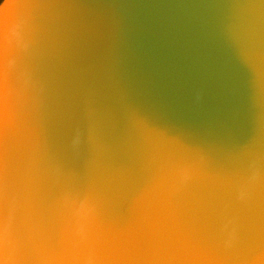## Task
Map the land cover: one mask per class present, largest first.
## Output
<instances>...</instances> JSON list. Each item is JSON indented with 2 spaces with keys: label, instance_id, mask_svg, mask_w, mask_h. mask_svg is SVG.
<instances>
[{
  "label": "clouds",
  "instance_id": "1",
  "mask_svg": "<svg viewBox=\"0 0 264 264\" xmlns=\"http://www.w3.org/2000/svg\"><path fill=\"white\" fill-rule=\"evenodd\" d=\"M0 264H264V0H0Z\"/></svg>",
  "mask_w": 264,
  "mask_h": 264
}]
</instances>
